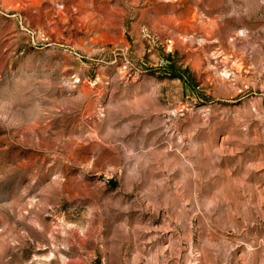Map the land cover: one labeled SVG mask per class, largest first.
<instances>
[{"label":"rangeland","instance_id":"374dc122","mask_svg":"<svg viewBox=\"0 0 264 264\" xmlns=\"http://www.w3.org/2000/svg\"><path fill=\"white\" fill-rule=\"evenodd\" d=\"M0 264H264V0H0Z\"/></svg>","mask_w":264,"mask_h":264}]
</instances>
